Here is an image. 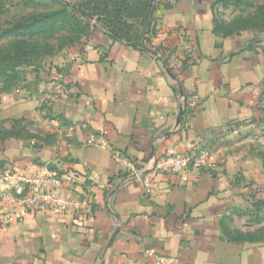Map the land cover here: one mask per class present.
I'll use <instances>...</instances> for the list:
<instances>
[{
	"label": "crops",
	"instance_id": "1",
	"mask_svg": "<svg viewBox=\"0 0 264 264\" xmlns=\"http://www.w3.org/2000/svg\"><path fill=\"white\" fill-rule=\"evenodd\" d=\"M219 5L155 0L135 42L97 27L59 59L56 85L42 75L37 92L0 94V214L22 213L0 228V264H264L251 222L264 197V39L218 32ZM102 133L109 147L88 144ZM169 151L192 163L150 174V189L114 158L149 170ZM31 176L86 204L24 212L4 199Z\"/></svg>",
	"mask_w": 264,
	"mask_h": 264
},
{
	"label": "rangeland",
	"instance_id": "2",
	"mask_svg": "<svg viewBox=\"0 0 264 264\" xmlns=\"http://www.w3.org/2000/svg\"><path fill=\"white\" fill-rule=\"evenodd\" d=\"M138 1L141 0H0V94L24 89L37 92L42 74L57 70L64 53L79 48L88 38L91 27L73 12L75 8L100 16L131 41L141 38L147 17ZM223 3L225 6L217 9L218 27L264 39V0ZM92 21H97L95 16ZM98 26L104 29L102 22ZM30 130L33 139H42L36 124ZM55 139L53 135L47 140ZM259 159L264 175V152ZM259 189L256 187V191L264 193V187ZM251 222L255 225L254 237L264 238V197L257 201Z\"/></svg>",
	"mask_w": 264,
	"mask_h": 264
},
{
	"label": "built area",
	"instance_id": "3",
	"mask_svg": "<svg viewBox=\"0 0 264 264\" xmlns=\"http://www.w3.org/2000/svg\"><path fill=\"white\" fill-rule=\"evenodd\" d=\"M46 78L50 80L52 85L59 81V77L54 71H46ZM50 99V97H49ZM48 100V99H44ZM105 133L96 135L90 134L88 136V144L99 147H109L108 142L105 140ZM116 162L119 164L120 169L128 173V177L132 179H138L143 182L146 189H150V174L158 173H177L186 172L192 163V156L189 154L178 155L174 152H166L160 157L154 160L153 166L149 170L137 169L131 161L126 158L114 156ZM63 182L60 179L51 177H23L19 178L13 183L10 188L9 194L4 197L5 200L21 205L24 212H36L53 210L60 212L63 210H79L86 202L81 200L79 196H67L60 193ZM21 214H14L8 216L6 214H0V228L11 225L15 220L20 218ZM155 264H175L174 259L158 255L155 259Z\"/></svg>",
	"mask_w": 264,
	"mask_h": 264
},
{
	"label": "trees",
	"instance_id": "4",
	"mask_svg": "<svg viewBox=\"0 0 264 264\" xmlns=\"http://www.w3.org/2000/svg\"><path fill=\"white\" fill-rule=\"evenodd\" d=\"M225 1L226 0H219V4L222 5V7H224L225 6V3H223V2H225ZM138 4L140 5V7H142V10L145 12V15L147 17V21H146V24H145V32H146L147 31V28L150 27L149 25H151V22L153 21V19H152V13L154 11L155 0H141V1H138ZM73 12L75 14H79L80 17H81V21H83V23L85 25H87L88 27H91L90 28L89 36L94 33V31L97 29V27H99L98 24H100V22H102L103 25H104L103 26L104 29H102L101 27L100 28L102 30L106 31L110 36H112V37H118V36H120L122 38H125L128 41H131L127 36H125L124 33L117 31L113 26H111L106 21H104L100 16L95 15L93 12H91L92 14H90L89 12H86V10H78L76 8L73 9ZM93 16H95V18L97 19L96 22H93L92 21ZM217 20L215 21V29L218 32L223 33L224 36H232V35H235V34H239L240 33V32L239 33L238 32H235V33H233V32L232 33L231 32H227L222 27H220V26L218 27V24H217L218 21ZM92 23H94V24H92ZM148 30H152V28L150 27ZM54 72H55V74H57L56 73L57 72L56 69H55ZM45 74L48 75L47 72L43 73L42 75L44 76ZM1 141H3V140H1Z\"/></svg>",
	"mask_w": 264,
	"mask_h": 264
}]
</instances>
